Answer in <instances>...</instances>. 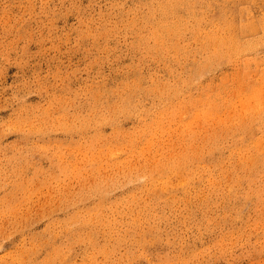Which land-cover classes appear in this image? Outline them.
<instances>
[{
    "label": "rangeland",
    "instance_id": "obj_1",
    "mask_svg": "<svg viewBox=\"0 0 264 264\" xmlns=\"http://www.w3.org/2000/svg\"><path fill=\"white\" fill-rule=\"evenodd\" d=\"M188 6L193 12L180 0H0V264L69 254L73 264L142 255L163 264L264 262V178L250 179L217 141L200 161H183L217 134L211 121L187 118L200 88L192 75L217 54L221 61L202 69L203 91L239 83L246 68L259 76L264 43L230 62L224 43H213L233 24L238 40L262 39L264 0ZM245 22L259 28L244 32ZM215 29L220 38L202 44ZM179 75L191 85L167 101L148 91ZM122 95L129 114L87 122L116 110Z\"/></svg>",
    "mask_w": 264,
    "mask_h": 264
},
{
    "label": "snow or ice",
    "instance_id": "obj_2",
    "mask_svg": "<svg viewBox=\"0 0 264 264\" xmlns=\"http://www.w3.org/2000/svg\"><path fill=\"white\" fill-rule=\"evenodd\" d=\"M261 55L264 56V49L261 50ZM245 73L244 79L239 84L233 79L231 83L222 81L216 91H213L212 87L205 89L197 103L192 105V111L186 115L188 119H191L194 113L203 112L215 120L217 143L222 150L230 154L232 158H235L238 152L241 155L250 154L253 158L258 156L259 172L264 178V67L261 68L259 76L248 68L245 69ZM148 135V130H145L141 139H147ZM136 187L140 185L137 184ZM7 191L6 185L5 192ZM12 199H15L14 193ZM20 247L17 246L12 253L19 255ZM261 251L264 253V248ZM69 255H65L63 259L50 260L47 264H73ZM5 264L8 262L5 261ZM14 264H37V262L17 259ZM84 264H106V262L85 260ZM128 264H163V262L154 261L149 256L142 255L141 258L129 261Z\"/></svg>",
    "mask_w": 264,
    "mask_h": 264
},
{
    "label": "bare ground",
    "instance_id": "obj_3",
    "mask_svg": "<svg viewBox=\"0 0 264 264\" xmlns=\"http://www.w3.org/2000/svg\"><path fill=\"white\" fill-rule=\"evenodd\" d=\"M180 3L187 7L186 8V12L187 13L193 12V8L188 6L189 5V0H187L186 3L184 1H182V0H180ZM262 18H264V16H262ZM184 24L185 23L182 22V24L179 25L177 28H181ZM257 24L262 26L263 36H259L262 39H254V40H250V41H240V40H238L237 34L234 32V24H233V26H231V25L227 26L226 29L223 28V30H224V39H222L221 42H217V43H213V44L214 45H220V44L224 43L225 48H226L225 49V53H228V56H226L224 61L230 62L232 60H236L239 57V55H241V54H243L245 52L247 53L248 52V48H250L252 46H255V45L259 44V43L260 44L264 43V20H262V19H261V21L258 20ZM171 28L176 29V26L173 25V26H171ZM239 28L241 30H243L244 32H249L251 30H257L259 28V26L254 24V22H245V23H241V25H239ZM165 32H166V30H165ZM206 36H207L206 38L200 39L202 44H209L210 42H214L213 39L220 38V34H218L217 29H215L214 33H212V34L207 33ZM162 41H164V40L159 38L158 36H155V42H162ZM220 61H221L220 55L214 54V55H209V56L203 58L202 61L199 62L198 66H197V68L195 70L196 73L192 75V81L194 82L196 87H200V88H197V93L198 94L195 97H193V99H190L188 101V104H190L192 106L193 104L197 103L198 98L204 92L203 89L201 88V86L198 84V80H199V78L201 76L202 69L213 68L215 66V63L217 64V62H220ZM241 77H244V76L241 75ZM174 78H175L174 82H171V83L165 82V83H162V84L157 83L153 87L149 88L148 91L154 92L161 101H167L168 99H170L171 97L175 96L179 92V87L181 85H184V86L191 85V77L189 75H186L185 77H181L179 75V76H176ZM238 82H240V80ZM124 86H126V85H124ZM209 87H211V85L207 86V88H209ZM119 101H120V106L116 110H115V107H114L115 105L114 106H109L108 107L109 108V114L108 115L94 114L91 118H89L87 120V122H89L90 119H94L93 120L94 122H97L98 124H101V123H105V122H108V121L112 120L113 116L116 113L129 114L130 111H131L129 96L128 95H122V96H120ZM201 103H202V101H201ZM95 104L97 105V102ZM194 114H196L195 116L197 118H199V119H201L203 121L204 120L211 121L210 123H207V124L212 125V126H214V128H216L215 124L217 122L215 120H213L210 116H206L203 112H197V113H194ZM195 116H194V118H195ZM186 122H188V120ZM191 122H193V121H191ZM194 122H196V121H194ZM188 124L190 125V123H188ZM209 137L202 140L201 144L204 141L205 142L204 145L200 144V146L198 148H196L193 152L187 153L183 157V161L194 160V159H196L197 161H200L201 157H202V154L204 153V149L205 148H206V152L210 153L212 147L213 146L216 147L215 145H216V141H217V134H212L211 141H210ZM206 144L209 145V146L206 147L205 146ZM235 160H237V166L240 169L248 170V171L253 173V175L250 176V179H252V177L254 178L256 176H258V177L260 176V172H259V158H258V156L253 158L250 154L241 155L238 152L236 157H235ZM242 161H243V163H242ZM217 162H220V160L217 161ZM162 168L165 171L169 172V173H175L174 170L176 169V166L168 167V166H163L162 165Z\"/></svg>",
    "mask_w": 264,
    "mask_h": 264
}]
</instances>
